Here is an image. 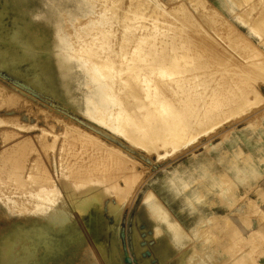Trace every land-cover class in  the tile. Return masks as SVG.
I'll list each match as a JSON object with an SVG mask.
<instances>
[{"label":"bare ground","instance_id":"obj_1","mask_svg":"<svg viewBox=\"0 0 264 264\" xmlns=\"http://www.w3.org/2000/svg\"><path fill=\"white\" fill-rule=\"evenodd\" d=\"M47 1L53 4L50 16L59 28L57 47L73 64L69 72L60 68L62 91L71 94L88 119L125 135L127 141L159 158L213 134L225 121L249 114L264 101L260 90V83L264 85V53L245 42L237 45V41L236 49L244 45L250 48L244 54L239 52V62L230 60L235 53L230 43L222 45L227 54L221 52L222 47H218L220 51L202 50L207 31L186 0H46V7ZM200 3L210 10L207 13L212 18H225L210 0ZM260 3L263 9L253 16L249 10L238 16L264 41V29L260 28L264 0ZM241 4L254 5L248 0H241ZM58 11L69 15V20L64 18L66 26L56 16ZM195 26L197 31H193ZM11 37L20 47L26 46L22 56L30 63L31 74L27 75L42 89V76L48 73L39 66V51L20 29ZM0 88L4 90L0 104L20 95L19 89L2 82ZM17 116L0 115V264H33L37 256L40 264L49 260L56 263L60 259L54 257L62 255L67 246L71 248L76 242L83 247L93 241L100 242L102 250L97 258L87 255L86 264H96L97 259L103 264L121 263L115 226L104 221L101 209L88 207L85 211L87 197L102 186L123 203L140 188L139 161L77 123L58 119L65 129L58 133L52 124L50 131L27 125ZM36 126L40 132H34ZM51 151L54 156H50ZM5 175L9 177L2 180ZM143 198L166 222L174 224V237L182 240V225L168 218L154 191L146 192ZM83 213L88 215L78 217ZM53 217L61 221L55 222ZM235 228V240L239 241L242 230ZM109 231L113 235L106 243L102 234ZM222 245L228 249L227 241ZM245 255L246 251L239 257Z\"/></svg>","mask_w":264,"mask_h":264},{"label":"rangeland","instance_id":"obj_2","mask_svg":"<svg viewBox=\"0 0 264 264\" xmlns=\"http://www.w3.org/2000/svg\"><path fill=\"white\" fill-rule=\"evenodd\" d=\"M186 1L207 31L202 50L233 44L235 48L231 49L233 52L235 49L236 54L229 56L233 62L241 60L239 52L244 54L249 51L248 46H255L264 53V41L259 40L249 23L243 22L241 16H238L245 10L252 12V16L256 14L263 9L261 0H248L256 4V9L252 7L254 5H240L241 0H210L211 5L223 13L224 19L220 15L212 18L207 13L210 10L200 6L202 0ZM44 2L46 0H0V82L20 90V95L0 104V115H19L17 117L27 125L36 124L50 131L54 128L55 132L65 131L64 124L58 119L74 122L96 133L106 143L119 146L139 161L137 168L142 172L138 180L140 188L136 187L123 203L119 204L116 196L105 189L103 191L102 186L95 188L87 197L85 211L88 207L92 211L101 209L104 221L114 225L115 233L119 236V258L122 261L113 264H264V101L251 108L249 114L246 113L248 116L243 114L244 117L236 116L237 119L233 117V120L222 123L216 133L213 131L216 135H204L198 142L182 146L168 156L159 158L147 148L127 141L125 135L88 119L78 110L77 102L71 94L63 92L65 89L61 84L60 68L69 72L73 70V64L63 56L62 49L57 47L60 44L59 28L50 16L53 4L47 1L49 7H46ZM58 12L56 16L66 26L64 18L69 20V15L64 16ZM228 24L233 25L232 28ZM260 28L264 29V23ZM16 29L31 39L39 51V66L46 68L48 73V76H42L45 83L42 89L34 85L27 75L31 74L30 63L22 56L26 46L20 47L11 37ZM197 29V26L193 27V31ZM235 42L237 45L245 42L248 46L236 49ZM226 50L221 48V52L226 53ZM213 59L214 62L217 60ZM251 76L256 77L255 74ZM73 85L74 82L70 80L69 86ZM260 90L264 93V85L261 83ZM3 91L0 92V100ZM38 131L39 128L34 130ZM49 153L54 156L53 151ZM68 155L69 152L65 154ZM8 177L5 175L2 180ZM151 190L162 201L168 218L182 225V240L174 237L171 230L174 224L166 222L144 200L145 193ZM87 215L83 213L78 217L85 218ZM54 219L55 222L61 221ZM235 226L242 230L243 238L239 241L235 240ZM103 234L101 240L108 243L113 232ZM251 239L252 244L249 243ZM225 241L228 249L222 245ZM76 244L64 248L61 257H54L60 259L56 263L49 260L45 264H86L87 255L97 258L102 250L100 242L93 241L83 247ZM240 251H246V255L239 257L242 253ZM38 258L40 256H37L33 264L41 263L37 262ZM96 264L103 263L97 259Z\"/></svg>","mask_w":264,"mask_h":264}]
</instances>
